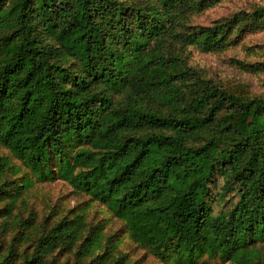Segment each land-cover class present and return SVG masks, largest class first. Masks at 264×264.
Masks as SVG:
<instances>
[{
  "label": "trees",
  "instance_id": "trees-1",
  "mask_svg": "<svg viewBox=\"0 0 264 264\" xmlns=\"http://www.w3.org/2000/svg\"><path fill=\"white\" fill-rule=\"evenodd\" d=\"M215 1L0 0V145L38 180L98 200L162 261L214 257L236 224L254 235L264 222V98L173 51L220 49L241 17L264 22V6L186 22ZM15 172L0 156V264H135L81 206L40 217L21 199L31 178ZM217 176L236 200L213 193ZM249 249L232 256L248 261Z\"/></svg>",
  "mask_w": 264,
  "mask_h": 264
},
{
  "label": "rangeland",
  "instance_id": "rangeland-1",
  "mask_svg": "<svg viewBox=\"0 0 264 264\" xmlns=\"http://www.w3.org/2000/svg\"><path fill=\"white\" fill-rule=\"evenodd\" d=\"M121 1L152 3L155 0ZM263 6L264 0H217L201 10L188 12L186 22L191 25H211L237 12L253 11ZM173 51L184 58L202 78L243 98H264V22L241 17L220 49L204 51L194 44H177ZM2 155L11 159L16 171L14 175L17 174L15 176L31 178L21 199L28 207L34 208L40 217L46 215L52 206L59 207L61 211L81 206L87 223L97 224L102 228V234L113 236L118 242V249L127 253L135 264H185L177 255L162 261L147 248L133 242L128 237L124 223L90 195L75 190L69 183L58 178L38 180L26 164L0 145ZM51 170L56 172L54 163H51ZM211 188L213 193H222L223 200L228 199L229 203L236 200L230 180L225 176H217ZM246 246L250 248V260L243 261L232 256L236 250ZM260 258L264 259V222L259 215L254 235L247 234L241 224H236V235L227 249L214 257L199 256L193 259L192 264H257ZM68 259L72 262L69 255L63 257V260Z\"/></svg>",
  "mask_w": 264,
  "mask_h": 264
}]
</instances>
